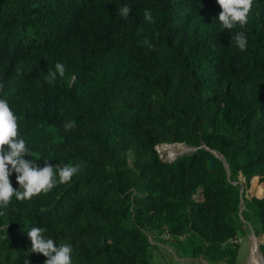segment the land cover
<instances>
[{
  "label": "trees",
  "instance_id": "1",
  "mask_svg": "<svg viewBox=\"0 0 264 264\" xmlns=\"http://www.w3.org/2000/svg\"><path fill=\"white\" fill-rule=\"evenodd\" d=\"M221 11L217 0H0V99L20 117L25 159L81 166L47 194L12 198L0 264H44L31 227L71 244L73 264H155L165 233L179 257L237 264L250 226L262 252L264 0L243 28L224 29ZM58 62L65 75L49 84ZM176 143L192 151L163 159L157 147Z\"/></svg>",
  "mask_w": 264,
  "mask_h": 264
},
{
  "label": "clouds",
  "instance_id": "2",
  "mask_svg": "<svg viewBox=\"0 0 264 264\" xmlns=\"http://www.w3.org/2000/svg\"><path fill=\"white\" fill-rule=\"evenodd\" d=\"M222 9L219 14V22L226 30L231 31L237 24L243 28L248 23V17L253 7V0H217ZM131 8L127 5L119 9L120 15L127 19ZM144 19L149 23H155L152 12L144 11ZM237 47L245 50L248 44L247 37L239 32L234 37ZM150 49L154 46L147 40L143 41ZM66 68L62 63H56L55 70H50L45 76L49 84L55 82L57 74L65 75ZM6 85L0 83V92ZM19 119L10 107L6 99H0V217L6 215V209L12 198L18 201L31 200L41 193L47 194L57 184L70 183L73 177L80 172L79 164L53 165L45 160L44 166L39 167L33 159H25L34 155L27 147L26 141L21 138L19 132ZM76 126L75 121L66 122L64 128L70 130ZM16 174V182L20 190H16L10 177ZM58 178V179H57ZM46 229L31 227L27 236L31 241V253L42 254L46 257L44 264H73L72 257L74 249L71 244L62 243L57 246L55 241L47 238L44 233ZM24 264H30L25 259Z\"/></svg>",
  "mask_w": 264,
  "mask_h": 264
},
{
  "label": "crops",
  "instance_id": "3",
  "mask_svg": "<svg viewBox=\"0 0 264 264\" xmlns=\"http://www.w3.org/2000/svg\"><path fill=\"white\" fill-rule=\"evenodd\" d=\"M153 245L154 246L152 249V259L155 264H226L224 262H213L206 258L194 259L187 257H179L176 249L170 243L165 241H154ZM250 247L251 256L247 261V264H262V261L260 260L261 257L254 254V249H257L256 246L254 245L253 247L250 243ZM262 260H264V256Z\"/></svg>",
  "mask_w": 264,
  "mask_h": 264
},
{
  "label": "rangeland",
  "instance_id": "4",
  "mask_svg": "<svg viewBox=\"0 0 264 264\" xmlns=\"http://www.w3.org/2000/svg\"><path fill=\"white\" fill-rule=\"evenodd\" d=\"M168 146H177V149H175V153H180V152H185L188 149H191L190 147L186 146L185 144H180V143H176V144H167ZM158 152L160 153L161 157L165 160H168V158L173 155V154H168L170 151L167 150L165 151L160 149L159 146L157 147ZM173 157V156H172ZM259 196H264V189H259L258 192ZM255 242H258V246L259 245V240L257 239V237L255 236L252 227L250 226L248 228V233L246 235L245 238L242 239L241 242V246H240V252H239V258H238V264H246L250 255V243L252 244V246L254 247V245H256ZM254 243V244H253ZM263 245V249H262V254L264 256V244L263 242H261Z\"/></svg>",
  "mask_w": 264,
  "mask_h": 264
},
{
  "label": "bare ground",
  "instance_id": "5",
  "mask_svg": "<svg viewBox=\"0 0 264 264\" xmlns=\"http://www.w3.org/2000/svg\"><path fill=\"white\" fill-rule=\"evenodd\" d=\"M159 148L162 149V150L165 149V151L169 150L170 152L168 154H173L175 152V149H177V146H168L167 144H162L161 146H159ZM185 153H186V151L185 152H180V153H175V154L171 155L168 158V160L174 159V158L178 157L179 155H182V154H185ZM255 246H256L257 249H254V251H255L254 254L261 257L260 260L262 261V264H263L262 256H261V253L259 251L258 242L256 243Z\"/></svg>",
  "mask_w": 264,
  "mask_h": 264
},
{
  "label": "built area",
  "instance_id": "6",
  "mask_svg": "<svg viewBox=\"0 0 264 264\" xmlns=\"http://www.w3.org/2000/svg\"><path fill=\"white\" fill-rule=\"evenodd\" d=\"M161 239H162L163 241H165V242L170 243L171 245H172V242L175 241V238H174L171 234H169V233H165V234H163V235L161 236ZM180 239L183 240V237H181ZM236 242L241 244L242 239H238V240H236Z\"/></svg>",
  "mask_w": 264,
  "mask_h": 264
},
{
  "label": "water",
  "instance_id": "7",
  "mask_svg": "<svg viewBox=\"0 0 264 264\" xmlns=\"http://www.w3.org/2000/svg\"><path fill=\"white\" fill-rule=\"evenodd\" d=\"M191 151H192V148H191V149H188V150L186 151L185 155H187V154L190 153ZM259 251H260L261 256H262V259H263V254H262V252H261V250H260V247H259ZM250 256H251V251H250L249 258H250ZM249 258H248V260H249ZM246 264H247V263H246ZM263 264H264V260H263Z\"/></svg>",
  "mask_w": 264,
  "mask_h": 264
}]
</instances>
